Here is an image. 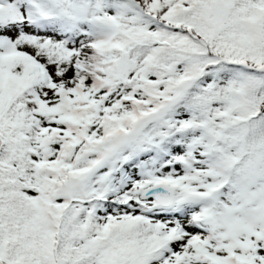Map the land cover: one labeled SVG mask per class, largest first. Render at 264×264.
<instances>
[{
    "label": "snow or ice",
    "instance_id": "snow-or-ice-1",
    "mask_svg": "<svg viewBox=\"0 0 264 264\" xmlns=\"http://www.w3.org/2000/svg\"><path fill=\"white\" fill-rule=\"evenodd\" d=\"M0 264H264V0H0Z\"/></svg>",
    "mask_w": 264,
    "mask_h": 264
}]
</instances>
